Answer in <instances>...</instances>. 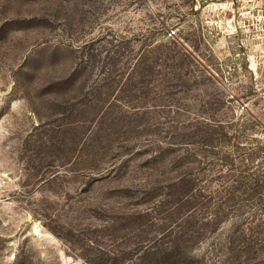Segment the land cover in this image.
Instances as JSON below:
<instances>
[{
    "label": "rangeland",
    "instance_id": "374dc122",
    "mask_svg": "<svg viewBox=\"0 0 264 264\" xmlns=\"http://www.w3.org/2000/svg\"><path fill=\"white\" fill-rule=\"evenodd\" d=\"M0 264H264V0H0Z\"/></svg>",
    "mask_w": 264,
    "mask_h": 264
},
{
    "label": "built area",
    "instance_id": "2783aa9c",
    "mask_svg": "<svg viewBox=\"0 0 264 264\" xmlns=\"http://www.w3.org/2000/svg\"><path fill=\"white\" fill-rule=\"evenodd\" d=\"M171 36H173V33H171Z\"/></svg>",
    "mask_w": 264,
    "mask_h": 264
}]
</instances>
